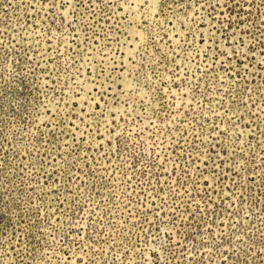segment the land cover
Segmentation results:
<instances>
[{
	"label": "rangeland",
	"instance_id": "rangeland-1",
	"mask_svg": "<svg viewBox=\"0 0 264 264\" xmlns=\"http://www.w3.org/2000/svg\"><path fill=\"white\" fill-rule=\"evenodd\" d=\"M0 264H264V0H0Z\"/></svg>",
	"mask_w": 264,
	"mask_h": 264
}]
</instances>
